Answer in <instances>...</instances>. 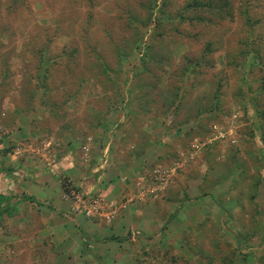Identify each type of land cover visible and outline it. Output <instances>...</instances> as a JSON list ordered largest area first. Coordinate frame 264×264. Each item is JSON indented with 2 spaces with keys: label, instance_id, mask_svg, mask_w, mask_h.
I'll return each mask as SVG.
<instances>
[{
  "label": "rangeland",
  "instance_id": "obj_1",
  "mask_svg": "<svg viewBox=\"0 0 264 264\" xmlns=\"http://www.w3.org/2000/svg\"><path fill=\"white\" fill-rule=\"evenodd\" d=\"M149 1L0 0V113L1 110L14 109L22 112L23 116L28 114V119L31 112L43 113L45 120L41 122L49 126L52 123L53 132L73 130L76 137L81 136L78 135L79 130L84 132L88 127L97 126L101 117L107 127L126 124L133 127L150 125L157 129L160 125V134L166 135L172 146H180L176 155L183 161L187 158L194 160L198 152L210 149L206 158V166L211 167L210 171L207 170L209 178L206 184L211 183L208 199L219 206L215 212L212 205L209 206L206 211L209 210L214 221H203L192 238L191 246L198 247V250H193L196 261L192 264H208L205 262L208 256L216 258L213 264H231L232 261L235 264H257L264 232V186L259 185L255 197L257 202L249 198L250 183L256 170L246 150L262 154L264 146L260 142L259 124L251 106L246 113L237 94L246 67L242 70L239 66L237 72L234 65L227 64V54L236 53L242 43L249 41L246 37L250 30L254 45L264 43V0H214L212 7L201 14L205 15L204 21L194 22L176 15L186 7L188 0H156L151 3L153 9L149 8ZM226 3L230 5L231 12L223 10V17L216 15V6ZM244 7H248V17L252 22L257 17L259 19L251 27L243 22L241 11ZM163 8L166 14H171L170 17L158 15ZM151 11L153 16L148 19ZM229 14L233 15L232 18L227 16ZM187 15L195 13L191 10ZM158 30L161 34L153 36L154 50L151 54L154 59L146 64V71L135 76L144 67L140 62L143 51L131 53L133 40L140 39L145 43L150 33ZM207 41L212 42L214 51L206 54L203 60L212 61V66L202 64L198 73L190 74V79L180 80L181 67L186 64L184 56L193 60L203 58V47ZM117 50L130 53L129 59L124 55L120 57ZM40 51L44 52L43 67L49 68L46 76L51 90L49 96L55 101L54 109H59L61 118L50 117L44 107L30 108L27 113L22 110L29 97L42 90L43 68L38 70L35 65ZM260 51L264 56V46ZM95 53L108 67L106 70L97 61ZM249 57L247 54L245 62ZM122 68L123 73L120 72ZM262 76L264 61L262 67L253 68L245 78L246 81L251 80L255 91ZM217 82L221 85L220 110L213 118L209 113L199 114V109L210 103ZM178 85L179 95L176 96L174 90ZM136 89L140 100L132 95ZM72 94L73 98L66 99ZM105 95H114L116 100L108 105ZM65 99L66 102L62 103ZM173 100L175 103L171 104ZM108 113L111 115L109 119ZM4 117H8L7 112ZM249 122L255 126L256 143L245 141L250 139ZM41 126L46 127L43 123ZM0 133L4 135L1 129ZM220 135L224 136L219 138ZM83 137L79 139L84 141ZM85 141L87 145L82 144L80 149L81 159L86 162L91 156L89 137ZM23 144L26 143L20 147ZM43 145H32L31 148L36 147L37 153ZM237 147L238 152L232 156ZM14 151L16 148L12 153ZM83 151H86L87 158ZM182 160L173 161L172 167L178 163L180 168ZM235 163L241 164L234 167ZM192 166V171L196 172L193 163ZM161 168H156L153 173ZM241 170L244 178L236 177ZM177 172H173L165 183L157 184L155 180L150 186H161L160 190L170 187V180L176 177ZM235 200H240L242 205ZM198 213L203 216L201 208ZM229 215L232 220L227 218ZM166 229L169 230V226L160 230L161 236ZM235 232L243 235L248 243L239 242L234 237ZM43 249V246H36L30 252L37 257L42 255ZM242 253L248 256L243 257ZM181 260L173 264H189ZM7 262L1 264H25L20 260Z\"/></svg>",
  "mask_w": 264,
  "mask_h": 264
},
{
  "label": "crops",
  "instance_id": "obj_2",
  "mask_svg": "<svg viewBox=\"0 0 264 264\" xmlns=\"http://www.w3.org/2000/svg\"><path fill=\"white\" fill-rule=\"evenodd\" d=\"M30 114L28 119L14 109L0 113V127L8 130L0 133V264H173L193 257L197 229L203 221H214L206 210L212 205L215 212L219 206L208 199L210 149L198 152L199 159L183 161L176 155L180 146L160 134V125L107 127L101 117L97 126L79 130L76 137L73 130L53 132L52 123L32 127L37 115ZM87 137L91 156L85 162L80 147L87 145ZM42 144L47 149L41 153L30 149ZM17 147L20 153L15 155ZM181 160L184 168L175 171L170 187L152 193L141 187L154 185L156 168H170ZM64 179L126 207L109 223L73 214L71 202L62 199ZM166 225L169 230L161 236ZM36 246L44 249L33 257L30 251Z\"/></svg>",
  "mask_w": 264,
  "mask_h": 264
},
{
  "label": "trees",
  "instance_id": "obj_3",
  "mask_svg": "<svg viewBox=\"0 0 264 264\" xmlns=\"http://www.w3.org/2000/svg\"><path fill=\"white\" fill-rule=\"evenodd\" d=\"M155 1L156 0H150L149 1V8L153 9V6H151V3H154ZM213 1L214 0H188L186 2V7L182 11L178 12V14H176V15H178V17L180 19L189 20L190 22L204 21L205 15H201V14L204 10L212 7ZM164 4H165V2L163 1V5ZM227 5H228V7H227ZM191 10L195 13V15H187V12L191 11ZM223 10L231 12L230 11V5L228 3H226L223 5H219L218 7L216 6V9L214 12H216L215 13L216 15L223 17L224 16L222 13ZM165 11L166 10L164 8L161 9L159 11L158 15H168L170 17L171 14H166ZM241 13L243 14L242 16L244 18V21H243L244 24L245 25L248 24L250 27L252 26L254 21L258 22V20H259L258 17L253 22L249 19L248 7H244V9L241 11ZM216 15H214V16H216ZM129 16L132 18V15H129ZM152 16L153 15H152V11H151L148 19L152 18ZM227 16L232 18L233 15L229 14ZM158 31H156V32L153 31L152 33H150L149 39L145 43L140 42L141 41L140 39L133 40L132 47H131V53H133L135 50H138V51L142 50L143 51V53L140 57V62L142 63L141 67H144V68H141L139 71H137V73L134 74L135 76L139 75L142 71H146V67H147L146 64L148 62H151L154 59V57L151 54L152 51L154 50L153 36L155 33L161 34V32L159 31V33H158ZM249 33L247 34V37H246L249 41H245L244 43H242L241 46H239L240 49L236 53H230L229 52L227 54V59H228L227 64L232 65V66L234 65V68L237 72H239V68H238L239 66H240V68L242 67V70L246 67L245 68L246 69L245 75L241 77V79H240L241 82H239V84H238L237 94L239 95V98H240L239 101L242 104L244 111L246 113H248V111H249L248 106H251V108L253 110L252 112L255 115V118H257V120H258L259 130H260V135H259L260 136V142L264 146V76H262L260 78L259 85L256 87L255 91L253 90L251 80L246 81V78H245L248 73L253 71V68L262 67V62L264 61V56H263V53L260 51V49L262 46H264V43L260 42V44L254 45V42L251 40L252 39L251 30L249 31ZM141 45H142V47H141ZM75 51H77V49ZM213 51H214V48L212 47V42L207 41L203 47V58L193 60L190 57L185 55L184 58H185L186 64H184L181 67L182 73L180 75L181 76L180 80L190 79L189 78L190 74L198 73V69L202 68V64L212 66V64H213L212 61H204L203 59H204L206 54L212 53ZM117 53L120 57L122 55H124L126 58H128V56L131 55L130 53L128 54V53H125L121 50H117ZM247 54H249L250 57H249V61L245 62V58L247 57ZM94 55H97V53H95ZM43 56H44V52H42V51L38 52V58H37L38 60L35 63L38 70L43 68L41 70V74H42L41 88H42V90H40L39 94L31 95L29 97V99L26 101V105L22 107V110L26 112L30 108L35 109L37 107H42V108L44 107L48 111L47 114L50 115V117L53 116V118L54 117L61 118V115L59 114V109H57V110L54 109V107L56 106L54 103L55 101H53L49 96L51 90H50L49 86H47V82H46V76L49 73V70H48L49 68L47 69V67H43V65H42L43 63L41 62V61H43ZM97 59H98L97 61L102 66L104 65L103 67L105 69L107 66L104 64L103 60L101 58H99V55H97ZM120 72L121 73L124 72L123 68L120 70ZM38 74H37V76L39 77ZM4 75H5V72H4ZM3 77L5 78V76H3ZM47 81H48V79H47ZM53 83H54V81H53ZM135 86L137 88L139 87L137 85H135ZM179 87H180V85H178L177 88L174 90L176 96L179 95V89H180ZM220 87H221V85L219 84V82H217V85H216L214 93L211 97L210 103L207 105L206 108H204L202 110L199 109V111H198L199 114L201 112H205V113H209L211 118L216 116V114L218 113V111L221 108L220 104H219L220 103V94H219ZM36 89L37 88L31 89L32 90L31 93H34ZM252 92H254V93H252ZM137 93H138V89L134 90L132 92V95L135 99L137 98L138 100H140V96H138ZM73 97H74L73 94L68 95L66 97V99H70ZM105 98L108 99V101H107L108 105L114 103V100H116L114 95L113 96L105 95ZM66 99L63 100L62 103H65ZM173 103H175L174 100L172 101L171 104H173ZM58 105L59 104L57 103V106ZM175 108H178V105H176ZM36 115L37 116L32 119L35 122V123L31 122L32 127H36L37 123H40L41 121L45 120V114L44 115L36 114ZM102 121H103V119H102ZM52 122L55 123L54 119H52ZM64 128H65V126H64ZM248 128H249V136H250L249 138L250 139H246L245 141L251 142V143H254V142L256 143V141L254 139V134H255L254 124L252 122H249ZM189 131H191V129ZM238 150H239V148L237 147L232 152V156H235L234 154L237 153ZM246 152L250 156L249 158L251 160H253L254 165H255V170H256V174L253 176L251 183H250L251 192L249 193V198L253 199L257 195L259 184L264 185V152L262 154L257 152V151H247L246 150ZM240 164L241 163H239V164L235 163L234 167L239 166ZM245 170H246V168H245ZM245 170H244V172H245ZM243 175H244L243 170H241L240 175H238V176L244 178ZM239 203L242 205L240 200H239ZM234 237L239 242H245L246 244L248 243V241L245 238H243V235H240L238 232L234 233ZM263 238H264V232H263V236H262L261 243H260V255H258V257H257V264H264V262H263L264 261V239ZM239 249H238V251H239ZM190 251H191V249H190ZM233 253H239V252H233ZM242 254H243V257L248 256L247 253H242ZM175 259L176 258H174V260ZM183 260L185 261V263L192 264L193 261H196V255H195V257L193 256L191 258L183 259ZM215 260H216V258H214L213 256H208L205 262L208 264H213V262ZM221 264H224V263L222 262ZM231 264H235V263H233V261H232Z\"/></svg>",
  "mask_w": 264,
  "mask_h": 264
},
{
  "label": "built area",
  "instance_id": "obj_4",
  "mask_svg": "<svg viewBox=\"0 0 264 264\" xmlns=\"http://www.w3.org/2000/svg\"><path fill=\"white\" fill-rule=\"evenodd\" d=\"M4 134L8 133V130L5 128H1ZM224 135H220L219 138H222ZM47 145L44 144L42 149H38V152L45 151ZM87 146H83V149L86 150ZM36 148V147H35ZM35 148H30L32 151H35ZM20 148H16L14 153H19ZM85 158H87L86 151H83ZM179 165L175 163L173 167H170L167 170H156L154 173V179L157 181V184L165 183L167 178H169L173 172L178 169ZM181 167V166H180ZM64 191L62 193V199L68 200L71 202V212L73 214H82L85 217L92 219H102L104 222L109 223L115 217L121 209L126 207L125 203H114L108 198L100 195V194H91L90 192H86L81 190L78 186L74 185L72 181L68 179H64ZM161 186H157L155 188L147 187L145 188V192L152 193L156 191L157 188ZM144 192V193H145Z\"/></svg>",
  "mask_w": 264,
  "mask_h": 264
},
{
  "label": "clouds",
  "instance_id": "obj_5",
  "mask_svg": "<svg viewBox=\"0 0 264 264\" xmlns=\"http://www.w3.org/2000/svg\"><path fill=\"white\" fill-rule=\"evenodd\" d=\"M164 169V168H163ZM169 169V168H168ZM165 170H167V168L165 169Z\"/></svg>",
  "mask_w": 264,
  "mask_h": 264
}]
</instances>
